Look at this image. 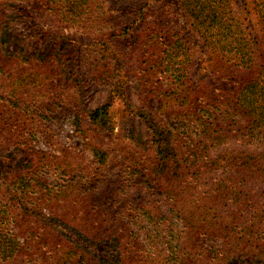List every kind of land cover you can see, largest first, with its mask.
<instances>
[{
    "label": "trees",
    "instance_id": "16d2710c",
    "mask_svg": "<svg viewBox=\"0 0 264 264\" xmlns=\"http://www.w3.org/2000/svg\"><path fill=\"white\" fill-rule=\"evenodd\" d=\"M164 1L186 18L199 38L183 40L165 30L157 31L152 24L136 36L130 56L140 92L161 94L176 103L165 104L168 110L163 121L130 104L120 62L117 67L98 58L96 66L90 59L95 66L93 80H114L103 104L92 109L83 104H15L14 110L11 104H0V110L9 108L14 114V122L0 124V141L29 148V136L43 130L42 118L56 121L65 117L95 161L102 164L106 154L96 144L97 130L109 132L112 128L111 105L117 96L130 114L144 122L152 150L150 155L133 154L126 169L125 179L142 189L149 200L122 217L119 229L126 242L119 247L123 263L139 262L131 255L139 246L145 249L144 264H227L237 257L264 263V0ZM23 4L36 6L55 21L96 32L91 47L101 45V38L109 36L102 29L116 27L107 26L110 10L105 0H0V25L10 10L22 13ZM124 13L126 27L121 29L145 16L143 6L135 3ZM110 39L105 45L115 50ZM197 49L205 62L209 61L208 68L202 60L193 59ZM114 55L115 64L120 60ZM2 60L0 72L15 83L34 85L42 80L41 84H47L46 72L32 67L29 60L14 57L6 69ZM193 61L207 68V81L199 72L191 73ZM3 86L0 77V94ZM6 89L7 95L22 101L20 88ZM42 161L13 178L8 191L1 194L0 202L11 195L0 203L2 255L7 252L13 257L20 249L13 232L12 204L19 195L39 194L38 208L60 197L68 204L65 210L83 221L91 213L85 202L79 205L80 210L75 209L67 186L76 187L81 194L96 187L92 181L98 178L87 177L76 186L66 181L63 190H43L44 181L37 175L43 165L47 171L68 174L71 166L60 157L47 164ZM140 231L147 235L144 245L139 242Z\"/></svg>",
    "mask_w": 264,
    "mask_h": 264
},
{
    "label": "rangeland",
    "instance_id": "374dc122",
    "mask_svg": "<svg viewBox=\"0 0 264 264\" xmlns=\"http://www.w3.org/2000/svg\"><path fill=\"white\" fill-rule=\"evenodd\" d=\"M105 1L110 10L106 19L107 26L113 24L116 27L112 30L102 29V33L109 36L101 38L104 40L100 41L101 45L94 47L89 43L94 39L93 36H97L96 32L91 34L80 27L55 21L36 6L27 7L23 4L20 8L22 13L10 10L5 16L6 22L0 25V59H3L4 68L9 66V61L14 57L29 60L32 67L46 72L48 81L46 85L41 84L42 80L40 84L34 81V85L15 83L9 75L3 76V72H0L1 82L4 84L0 104H11L12 110L15 104H83L86 109L103 104L114 80H93L96 74L94 68L99 62L97 59L101 58L117 67L121 64L130 104L135 109L150 114L155 120L163 121L168 110L165 104L176 103L161 94L140 92L130 56L137 41L136 36L141 35L144 28L152 24L157 31L165 30L169 35L180 36L183 40L199 37L190 29L186 18L164 0ZM134 3L143 6L144 20L139 19L132 26L128 25L127 29H121L126 27L124 10ZM109 38L110 42H114L115 50L105 45ZM194 51L193 59L202 60V65L208 68L209 61L205 62L200 50ZM114 54L120 60L115 64L112 61ZM90 59H94L92 63L95 66L90 64ZM201 67L193 61L190 65L191 73L199 72L207 81L210 77L207 68ZM11 86L21 89L22 101L21 98L17 101L6 94V88ZM46 87L48 90H45ZM120 99L116 96L111 105L113 119L110 131L97 130L96 144L101 145L106 154L102 164L95 161L89 148L73 132L65 117L56 121L42 118L43 130L36 136H29V148L12 141H0V198L1 194L8 191V184L13 178L36 168L41 159L47 164L54 157H60L71 166V173L68 174L47 171L43 165L37 171L38 177L44 181L43 190L45 187L54 190L60 187L63 190L68 184H65L66 181L76 186L87 177L90 180L98 178L92 181L97 183L96 187L81 194L76 187L67 186L68 195L75 200L69 201L75 209L80 210L79 205L85 202L91 210L85 221L66 211L68 204L60 197L47 200V207L44 208H38L41 201L36 193L23 198L19 195L20 198L14 199L13 232L20 242V249L13 257H8L7 252L3 255L0 253V264H124L121 259L122 246L119 247L126 242L119 229L122 217L132 212L141 202L149 200L142 189H136L125 179L126 169L133 154L150 155L152 150L144 122L130 114ZM12 110H0L1 125L14 122L11 118L14 115ZM9 195L10 193L0 203L4 204ZM144 227L145 224L142 223L143 230ZM142 232L140 231L142 237L139 242L144 245L147 235ZM133 241L129 244H133ZM131 255H136L139 262L144 264L143 247H136ZM257 260L237 257L227 264H264ZM139 262L136 264H140Z\"/></svg>",
    "mask_w": 264,
    "mask_h": 264
}]
</instances>
